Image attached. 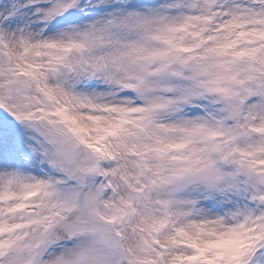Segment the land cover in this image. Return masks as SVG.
<instances>
[{
    "label": "snow or ice",
    "instance_id": "6c2138e0",
    "mask_svg": "<svg viewBox=\"0 0 264 264\" xmlns=\"http://www.w3.org/2000/svg\"><path fill=\"white\" fill-rule=\"evenodd\" d=\"M0 264H264V0H0Z\"/></svg>",
    "mask_w": 264,
    "mask_h": 264
}]
</instances>
